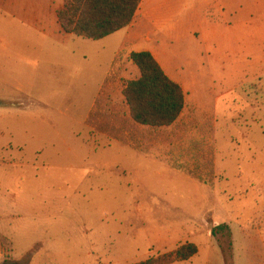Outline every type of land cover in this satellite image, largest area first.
Returning a JSON list of instances; mask_svg holds the SVG:
<instances>
[{"label": "rangeland", "instance_id": "obj_1", "mask_svg": "<svg viewBox=\"0 0 264 264\" xmlns=\"http://www.w3.org/2000/svg\"><path fill=\"white\" fill-rule=\"evenodd\" d=\"M19 1L9 5L25 7L24 19L0 22L17 40L0 67V264H134L186 243L198 253L174 264L256 262L264 39L214 48L200 19L226 21L198 0H148L132 26L101 40L64 33L55 14L30 19L43 1ZM134 50L157 52L184 85L172 126L118 121L128 118L122 90L140 76ZM105 119L125 142L95 128Z\"/></svg>", "mask_w": 264, "mask_h": 264}, {"label": "trees", "instance_id": "obj_2", "mask_svg": "<svg viewBox=\"0 0 264 264\" xmlns=\"http://www.w3.org/2000/svg\"><path fill=\"white\" fill-rule=\"evenodd\" d=\"M141 3L142 0H63L56 15L64 33L101 40L132 25ZM130 58L140 76L127 81L122 90L128 118L118 121L127 131L140 126H172L186 105V93L182 85L166 73L150 51H133ZM112 120H102L95 128L125 142L120 134L122 129H117ZM198 251L196 244L186 243L173 251L134 264H174L190 259Z\"/></svg>", "mask_w": 264, "mask_h": 264}, {"label": "crops", "instance_id": "obj_3", "mask_svg": "<svg viewBox=\"0 0 264 264\" xmlns=\"http://www.w3.org/2000/svg\"><path fill=\"white\" fill-rule=\"evenodd\" d=\"M19 1V0H18ZM41 0H39L40 2ZM43 1V2H42ZM41 2L43 3L42 6L40 7V10L33 11V12H28V15H31L30 19H36V21L48 18L52 14L56 15L57 9H55L52 6V3H50V0H42ZM201 4L203 3H211L213 4L215 9H218L223 15H224V20L225 25L224 28H222V23L219 22L218 20L211 19V21H207L208 19L203 18L200 19L201 22V33L204 35L207 33H213L212 39V44L214 48L218 47L217 45L219 44L220 50H234V48H239V49H244L246 47V43L248 42V37L253 38L254 44L256 43L255 46H257L259 43H261V39H264V0H198ZM20 2V1H19ZM18 2V4H19ZM25 3H30L31 0H25ZM40 2V3H41ZM11 3V0H0V22L4 21L6 23H9L8 18L19 16L18 18L25 17V12L26 8L21 7L20 10L17 8L11 7L9 4ZM51 4V8L50 5ZM42 7V9H41ZM144 9V13L148 11V0H142L141 6L136 14L139 15L142 13V9ZM36 12V13H35ZM38 13V14H37ZM57 18V15H56ZM136 18V17H135ZM135 20V19H134ZM58 22V18H57ZM134 23V22H133ZM132 23V25H133ZM31 24V23H30ZM59 24V22H58ZM42 23H40L39 26H41ZM130 25V26H132ZM43 26H45L43 24ZM60 26V24H59ZM3 26L0 24V67L2 63V59L6 58V56H9V52L11 50H15V47L17 46V40L16 39H11L12 42L10 43V39L7 37L9 29L7 28H2ZM61 27V26H60ZM62 29V28H61ZM63 31V30H62ZM2 34H7L6 36L2 37ZM217 34H219V39H216ZM16 40V41H15ZM245 46V47H244ZM14 48V49H12ZM137 51V50H134ZM138 51H146V50H138ZM148 51V50H147ZM155 58L159 61V54L154 51H150ZM159 63L162 65L166 73L174 79L173 76H171L168 71L165 69L163 64L159 61ZM0 74L1 70H0ZM178 83H180L184 89V85L177 79H174ZM102 82L99 86L101 87ZM186 93V98H187V91L184 89ZM3 99V98H2ZM3 107L0 106V109ZM249 255V260H251L248 264H264V261H257L259 258L264 257V253H257L256 262L252 261V258ZM253 262V263H252Z\"/></svg>", "mask_w": 264, "mask_h": 264}]
</instances>
